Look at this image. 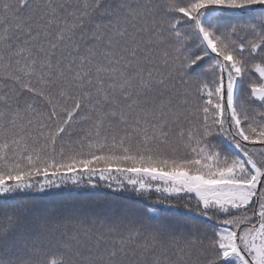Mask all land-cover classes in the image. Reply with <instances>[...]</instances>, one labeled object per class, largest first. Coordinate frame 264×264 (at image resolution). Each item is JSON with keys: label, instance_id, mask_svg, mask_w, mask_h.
<instances>
[{"label": "snow or ice", "instance_id": "6c2138e0", "mask_svg": "<svg viewBox=\"0 0 264 264\" xmlns=\"http://www.w3.org/2000/svg\"><path fill=\"white\" fill-rule=\"evenodd\" d=\"M0 264H264V0H0Z\"/></svg>", "mask_w": 264, "mask_h": 264}, {"label": "trees", "instance_id": "16d2710c", "mask_svg": "<svg viewBox=\"0 0 264 264\" xmlns=\"http://www.w3.org/2000/svg\"><path fill=\"white\" fill-rule=\"evenodd\" d=\"M255 75V74H254Z\"/></svg>", "mask_w": 264, "mask_h": 264}]
</instances>
